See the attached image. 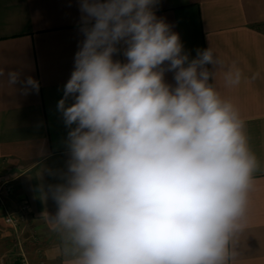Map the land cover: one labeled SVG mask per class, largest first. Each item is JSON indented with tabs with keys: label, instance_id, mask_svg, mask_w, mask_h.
Wrapping results in <instances>:
<instances>
[{
	"label": "clouds",
	"instance_id": "9594fccd",
	"mask_svg": "<svg viewBox=\"0 0 264 264\" xmlns=\"http://www.w3.org/2000/svg\"><path fill=\"white\" fill-rule=\"evenodd\" d=\"M78 4L84 39L57 103L69 160L46 217L68 264H230L261 162L215 81L236 87L242 69L211 46L190 57L159 0ZM5 75L39 92L20 70Z\"/></svg>",
	"mask_w": 264,
	"mask_h": 264
},
{
	"label": "crops",
	"instance_id": "0c3cea01",
	"mask_svg": "<svg viewBox=\"0 0 264 264\" xmlns=\"http://www.w3.org/2000/svg\"><path fill=\"white\" fill-rule=\"evenodd\" d=\"M155 12L179 33L190 57L211 46L225 67L244 73L236 87L224 84L222 72L215 81L247 121L261 162L230 264H264V0H159ZM80 18L78 0H0V69L20 70L22 80L31 76L40 84L38 93L25 95L21 84L0 77V182L10 187L0 189V264H68L46 217L57 211L49 186L63 182L69 160L70 129L57 103L84 39ZM118 47L113 59L126 62ZM165 80L174 84L173 73ZM6 210L20 213L17 230L4 223Z\"/></svg>",
	"mask_w": 264,
	"mask_h": 264
},
{
	"label": "built area",
	"instance_id": "2783aa9c",
	"mask_svg": "<svg viewBox=\"0 0 264 264\" xmlns=\"http://www.w3.org/2000/svg\"><path fill=\"white\" fill-rule=\"evenodd\" d=\"M5 189L6 191L10 190V187L5 184V182H0V189ZM25 207L21 206V210H24ZM20 213H14V212H10V211H5L4 212V216H3V221L4 223L10 225L13 229L17 230L18 226H19V220H20ZM32 241L36 242L37 240V236L36 235H32Z\"/></svg>",
	"mask_w": 264,
	"mask_h": 264
},
{
	"label": "rangeland",
	"instance_id": "374dc122",
	"mask_svg": "<svg viewBox=\"0 0 264 264\" xmlns=\"http://www.w3.org/2000/svg\"><path fill=\"white\" fill-rule=\"evenodd\" d=\"M264 26V25H263ZM23 234H25L26 236H29L30 239L32 238V233L29 234V231L23 230ZM31 241V240H30ZM32 243H34L33 241H31ZM26 243V242H25Z\"/></svg>",
	"mask_w": 264,
	"mask_h": 264
}]
</instances>
